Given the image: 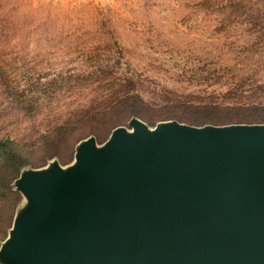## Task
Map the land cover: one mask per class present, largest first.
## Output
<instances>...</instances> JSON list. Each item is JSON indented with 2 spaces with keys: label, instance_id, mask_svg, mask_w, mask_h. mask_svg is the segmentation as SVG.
<instances>
[{
  "label": "rangeland",
  "instance_id": "1",
  "mask_svg": "<svg viewBox=\"0 0 264 264\" xmlns=\"http://www.w3.org/2000/svg\"><path fill=\"white\" fill-rule=\"evenodd\" d=\"M132 96L144 102L134 115L81 128ZM261 105L264 0H0V141L32 149L22 176L71 170L80 142L103 150L117 128L133 133L132 120L154 132ZM13 188L18 219L32 204ZM0 264L13 263L0 253Z\"/></svg>",
  "mask_w": 264,
  "mask_h": 264
},
{
  "label": "water",
  "instance_id": "2",
  "mask_svg": "<svg viewBox=\"0 0 264 264\" xmlns=\"http://www.w3.org/2000/svg\"><path fill=\"white\" fill-rule=\"evenodd\" d=\"M78 164L22 176L13 264H264V124L132 120ZM14 182V183H15ZM17 213V212H16Z\"/></svg>",
  "mask_w": 264,
  "mask_h": 264
},
{
  "label": "trees",
  "instance_id": "3",
  "mask_svg": "<svg viewBox=\"0 0 264 264\" xmlns=\"http://www.w3.org/2000/svg\"><path fill=\"white\" fill-rule=\"evenodd\" d=\"M144 102L138 96H132L130 98L116 102L112 108L105 109L100 112L107 114H94L93 117H84L80 121L81 128L85 129L86 122L94 123L100 120L101 117L108 120L109 116H115L119 112L134 115L137 107L143 108ZM192 107H189V109ZM202 108L220 109L213 104H205ZM246 110H254L258 112L246 113L245 115H231V113L225 114L224 117H212L215 115L208 114L206 117H190L192 125H204L206 123L214 125H226L229 123L235 124H264V105L254 106ZM166 119H175L174 117H166ZM107 126L114 129L118 127L121 122L118 119H109ZM69 129V128H68ZM87 134L83 135L84 137ZM32 149H26L16 140L10 138L0 141V248L2 243L8 238L9 232L13 226V222L16 216L17 208L22 200L20 193L14 190L13 184L20 177L23 167L30 165L28 156L29 153H33Z\"/></svg>",
  "mask_w": 264,
  "mask_h": 264
}]
</instances>
